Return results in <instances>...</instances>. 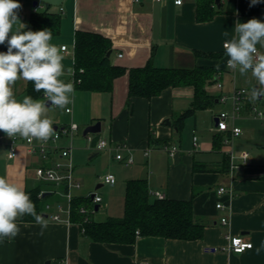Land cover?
I'll return each instance as SVG.
<instances>
[{
	"label": "crops",
	"instance_id": "obj_1",
	"mask_svg": "<svg viewBox=\"0 0 264 264\" xmlns=\"http://www.w3.org/2000/svg\"><path fill=\"white\" fill-rule=\"evenodd\" d=\"M17 2L21 5L18 19L26 28L36 11L60 15V33L50 43L58 46L64 56L65 74L60 79L73 83L75 90L71 104L61 111L48 112L47 116L52 120L53 131L57 127L54 132L72 124L78 125V130L62 134L59 142L52 144L55 150L49 153L48 161L38 154H29L25 139L18 135L17 156L8 159L7 143L12 137L0 131L5 143L0 148V176L19 184L25 192L40 187L42 194L55 193L47 195L46 205L51 208L46 210L45 205L41 218L47 227L42 234L39 223L18 218L19 234L11 240L0 239V264H264V119L246 116L251 114L253 102L263 101L264 105V97L255 101L249 97L241 111L244 116L240 113L234 123L228 121L230 128L235 125L242 130L240 136L227 142L230 134L217 131V117L221 113L232 114L231 100L223 104L218 98L230 96L243 85L239 71L227 67L229 57L223 43L235 35L236 22L246 23L253 18L264 22V0H220L219 6L216 3L220 12L204 21L198 19L203 0H185L182 6L174 0ZM18 27L19 22L13 31ZM77 32L108 38L113 65L127 71L148 64L159 69L213 68L214 81L206 90L216 98L214 104L197 110L179 130L178 118L194 102L192 86L168 88L152 99H129L127 72L114 81L111 91L78 88L74 84ZM6 45L5 42L0 46ZM62 47L67 51H62ZM256 47L264 54V46ZM218 84L223 85L219 88ZM26 86L23 79L12 86L17 100L22 101ZM97 122L101 123L100 136L89 143L88 136L99 134L84 136V131ZM100 139L108 142V150L96 149L94 143ZM41 143L34 140L36 146ZM167 146H176V155L171 156ZM67 148H71L70 162L61 157V151ZM245 153L249 154L246 161ZM118 155L122 160L116 158ZM92 160L103 166L90 164ZM57 163L63 169L69 163L73 166L75 179L81 184L80 189H73V198H88L94 193L102 198L98 211L94 207L90 215L95 222L122 218L127 183L145 180L152 199H159L155 194L161 193L167 200L191 201L194 219L204 226L203 238L182 241L138 236L134 244L97 243L83 238L79 224L68 212L65 191L61 188L55 192L52 183L36 176L37 168ZM232 164L236 166L233 171ZM109 174L116 178L113 186L103 182ZM104 186L107 188L98 192ZM219 188H225L227 193L220 195ZM91 207L90 201L82 206ZM99 212L102 216L96 221L94 215ZM56 214L60 221L53 220ZM222 219H227V223L222 224ZM233 237L252 243V248L235 253L229 248ZM257 248L261 249L259 254Z\"/></svg>",
	"mask_w": 264,
	"mask_h": 264
},
{
	"label": "trees",
	"instance_id": "obj_2",
	"mask_svg": "<svg viewBox=\"0 0 264 264\" xmlns=\"http://www.w3.org/2000/svg\"><path fill=\"white\" fill-rule=\"evenodd\" d=\"M201 1V0H200ZM198 19L211 20L220 11L215 0H203L199 5ZM60 15L49 11L34 12L25 31L49 30L52 37L60 33ZM6 46H0V52H6ZM112 52V43L102 35L77 32L75 44V82L74 84L89 91H111L114 81L127 72L129 74V99L134 97L152 99L168 88L192 86L194 102L192 108L185 111L177 120L180 130L186 119L197 110L211 107L216 98L208 94L206 87L214 81V69L199 67L195 69H159L151 64L144 68L127 71L114 66L108 53ZM26 96L43 101V91L34 90V83L26 81ZM26 193L35 205L36 213L42 217L49 196L44 197L40 187L29 189ZM92 204L91 198H73L71 217L80 226L81 235L97 243L134 244L140 237H160L167 240L196 241L203 238L204 226L194 219L191 201L152 199L145 180H131L127 183L125 213L120 219H110L98 223L91 219L85 221L81 213L82 206ZM23 222H34L31 215L19 218Z\"/></svg>",
	"mask_w": 264,
	"mask_h": 264
},
{
	"label": "clouds",
	"instance_id": "obj_3",
	"mask_svg": "<svg viewBox=\"0 0 264 264\" xmlns=\"http://www.w3.org/2000/svg\"><path fill=\"white\" fill-rule=\"evenodd\" d=\"M20 7L17 0H0V45L7 43V51L0 52V131L8 137L18 135L29 142H46L53 135L48 104L30 96L17 100L12 86L18 79L31 81L35 91H43L45 100L61 109L73 102L75 89L73 83L60 79L65 74L64 56L58 46L50 43L51 31H25L26 25L18 19ZM18 22L19 27L13 31ZM257 44L264 46V22L255 18L236 22L235 35L223 43L229 57L227 67L241 75L251 71L260 86L252 88L251 101L264 97V54L258 52ZM259 118L264 119V112ZM26 214L41 225L42 234L47 223L36 213L30 196L19 184L0 176V239L15 238L20 232L16 221ZM260 250L257 248V254Z\"/></svg>",
	"mask_w": 264,
	"mask_h": 264
},
{
	"label": "built area",
	"instance_id": "obj_4",
	"mask_svg": "<svg viewBox=\"0 0 264 264\" xmlns=\"http://www.w3.org/2000/svg\"><path fill=\"white\" fill-rule=\"evenodd\" d=\"M140 0H135V2H139ZM159 3H165L168 0H156ZM185 0H174V3L178 6H182ZM190 1H194V0H190ZM62 51H67L66 47H62ZM120 58L122 57V55L119 56ZM218 87L221 88L222 85L218 84ZM231 100L232 102V114L228 115L226 113H221L218 117H217V131L219 132H224V133H229L230 134V138L229 140H227V142H230V140H232V138L234 137H238L242 134V130L238 127H235V125H232V127L230 128L228 121H232V123H234L241 111L243 110V107L245 105L246 100L248 99L247 96V92L243 89H238L235 90L234 93L231 96H226V95H221L218 100L220 101V103L225 104L228 100ZM252 107V106H251ZM254 113V117L259 118V113L260 112H264V111H259L257 110L256 107L251 109ZM66 112H70V109H67ZM261 119V118H259ZM221 124L224 125L223 128H221ZM239 129V132H236L235 130ZM78 130V125L76 124H72L69 128L63 129L60 132H55L46 142L42 141V143L39 146H36L34 144V140L32 139L31 142H29L27 139L24 140V144L27 147V151L29 154H38L41 156V158L44 161H48L49 160V153H51L52 151L55 150V148L51 145V141L52 143H56L57 140L60 139V136L62 134H72L74 131ZM195 141L197 140L196 138L194 139ZM94 139L92 136H88V142L89 143H93ZM20 140L17 136L12 137L10 139V141L7 143L8 146V154L7 157L10 160H13L16 158L17 156V149L19 146ZM4 140L3 137L0 135V148L2 146H4ZM95 144V147L98 151H103L105 149L108 148V142L106 140L100 139L99 141H97ZM165 149L169 152V154L171 156L176 155V153L178 152V149L176 146H171V147H165ZM61 157L69 160H71V148H67V149H63L61 151ZM118 160H122V156L118 155L116 157ZM249 158V154L245 153L244 154V161H246ZM128 163H132V160H128ZM235 165H231V171H233V169H235ZM36 176L40 181L43 182H48V183H52L54 185V190L55 192H59V190H61V188L65 191V197L67 198L69 205H70V209H69V213H71V202L73 200V195H72V191L73 189H80L81 188V184L79 182L76 181L74 173H73V166L71 163H69V167L67 169H63L62 165L60 163H57L53 166H41L39 168L36 169ZM103 182L105 184H108L110 186H113L116 183V178L114 175L109 174L106 175L103 178ZM218 193L220 195H224L227 193V190L225 188H219ZM156 197H158L159 199H164V195H162L161 193H156L155 194ZM89 198H91V202H92V207L90 209L88 208H82L81 209V213L85 216V221L88 222L90 221V215L94 213V207H96L98 204H100L102 202V198L97 195L96 193H94L93 195H89ZM51 208V206L49 204L46 205V210H49ZM218 209L222 208L221 204L217 205ZM60 211L61 208H60ZM61 217L60 215L56 214L53 216V220L55 221H60ZM227 223V219H222V224H226ZM249 245H251V247H248ZM252 243L246 242L244 241L243 238L241 237H233L230 241V249L232 251H234L235 253H243L244 251H246L247 249H251L252 248Z\"/></svg>",
	"mask_w": 264,
	"mask_h": 264
},
{
	"label": "rangeland",
	"instance_id": "obj_5",
	"mask_svg": "<svg viewBox=\"0 0 264 264\" xmlns=\"http://www.w3.org/2000/svg\"><path fill=\"white\" fill-rule=\"evenodd\" d=\"M229 74H232V73H229ZM229 74H227V75H229ZM240 81L243 83V85H242V87H240V88H238V89H243V90H245L246 92H247V96H248V98L250 97V93H251V90H252V88L253 87H260L259 86V84H258V82L255 80V78L252 76V74H251V71H249V72H247V73H245V74H243V75H241V77H240ZM223 85V84H222ZM233 93H234V91H233ZM232 93V94H233ZM231 94V95H232ZM25 95L26 94H24V96L23 97H25ZM230 95V96H231ZM254 107H256L257 108V110H259V111H264V105H263V101L262 102H259V101H257V102H253L252 103V107H251V109L252 108H254ZM250 109V110H251ZM52 111H61V108H59V107H57V109H55V107L54 106H52V107H50L49 108V111L48 112H52ZM243 111H244V108H243ZM251 112V114H248V115H246L248 118H253L254 119V113H253V111L251 110L250 111ZM249 112V113H250ZM229 115V114H228ZM231 115V114H230ZM244 116V113H242L241 112V117H243ZM55 132L53 131V134H54ZM98 136H100V134L99 135H92V137L93 138H97ZM57 142H59V140H57ZM52 144H54V143H52V141H51V145ZM110 148V146H108V148H107V150ZM106 151V150H105ZM104 151V152H105ZM40 156V155H39ZM41 157V156H40ZM95 160V159H94ZM94 160H92V161H90V164L92 163V164H94V165H100V163H98V164H95V161ZM101 166H103V165H100V167ZM107 187L106 186H104V187H102L100 190H98V192H101L102 190H104V189H106ZM95 190V189H94ZM102 212H103V210H101ZM102 212H99V213H101L100 215H98L99 213H96L95 215H94V218H95V220L96 221H99V219H100V217L102 216Z\"/></svg>",
	"mask_w": 264,
	"mask_h": 264
},
{
	"label": "water",
	"instance_id": "obj_6",
	"mask_svg": "<svg viewBox=\"0 0 264 264\" xmlns=\"http://www.w3.org/2000/svg\"><path fill=\"white\" fill-rule=\"evenodd\" d=\"M217 5L219 6L220 4V0H216ZM36 6V3H35ZM112 54V52L108 53V57H110ZM46 104H48V107L52 106L51 103L48 101H46ZM54 131H57V127L54 128ZM101 132V123L97 122L95 125L89 126L85 129L84 131V136H88L89 134H100ZM47 195H49V193H45L44 197H46ZM96 211H98L99 207L98 205L95 207Z\"/></svg>",
	"mask_w": 264,
	"mask_h": 264
}]
</instances>
